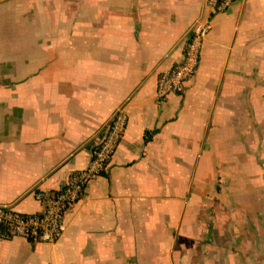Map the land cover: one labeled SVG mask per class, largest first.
Wrapping results in <instances>:
<instances>
[{
  "label": "crops",
  "instance_id": "crops-1",
  "mask_svg": "<svg viewBox=\"0 0 264 264\" xmlns=\"http://www.w3.org/2000/svg\"><path fill=\"white\" fill-rule=\"evenodd\" d=\"M198 21L197 73L159 102ZM120 106L61 239L0 241V264H264V0H0V206L39 213Z\"/></svg>",
  "mask_w": 264,
  "mask_h": 264
},
{
  "label": "built area",
  "instance_id": "built-area-1",
  "mask_svg": "<svg viewBox=\"0 0 264 264\" xmlns=\"http://www.w3.org/2000/svg\"><path fill=\"white\" fill-rule=\"evenodd\" d=\"M235 0H206L210 11L222 13ZM208 22H195L184 42L183 56L171 69L157 77L155 96L164 102L170 94L182 93L186 84L195 76L200 65L203 42L210 32ZM127 115L123 107H118L111 119L100 132L99 144L90 153L86 168L73 172L61 182L56 190L32 191L41 211L36 214H22L10 206H0V241L21 238L34 243L54 244L63 234L65 215L82 198L87 186L104 174L116 153L127 127Z\"/></svg>",
  "mask_w": 264,
  "mask_h": 264
}]
</instances>
